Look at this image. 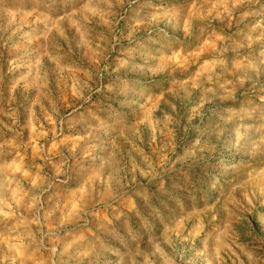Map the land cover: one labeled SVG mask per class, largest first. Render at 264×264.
<instances>
[{
    "label": "rangeland",
    "instance_id": "obj_1",
    "mask_svg": "<svg viewBox=\"0 0 264 264\" xmlns=\"http://www.w3.org/2000/svg\"><path fill=\"white\" fill-rule=\"evenodd\" d=\"M0 264H264V0H0Z\"/></svg>",
    "mask_w": 264,
    "mask_h": 264
}]
</instances>
